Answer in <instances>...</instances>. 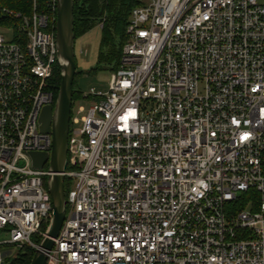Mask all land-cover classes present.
Returning <instances> with one entry per match:
<instances>
[{"label": "built area", "instance_id": "2783aa9c", "mask_svg": "<svg viewBox=\"0 0 264 264\" xmlns=\"http://www.w3.org/2000/svg\"><path fill=\"white\" fill-rule=\"evenodd\" d=\"M43 2L0 7L16 21L0 26V264L52 217V173L29 157L52 148L57 0ZM125 34L107 90L71 111L74 182L46 264H264V0H142Z\"/></svg>", "mask_w": 264, "mask_h": 264}, {"label": "water", "instance_id": "95a60500", "mask_svg": "<svg viewBox=\"0 0 264 264\" xmlns=\"http://www.w3.org/2000/svg\"><path fill=\"white\" fill-rule=\"evenodd\" d=\"M73 0H57L55 39L60 69V83L55 104L45 107L39 118V131L50 135L52 148L48 153L31 152L32 166L42 169L47 165L52 173L47 178V192L51 199L52 217L38 248L34 250L29 264H46L47 253L52 250V239L65 218L64 173L67 168V140L72 106V85L76 74L73 35ZM7 256V254L5 255Z\"/></svg>", "mask_w": 264, "mask_h": 264}, {"label": "trees", "instance_id": "16d2710c", "mask_svg": "<svg viewBox=\"0 0 264 264\" xmlns=\"http://www.w3.org/2000/svg\"><path fill=\"white\" fill-rule=\"evenodd\" d=\"M40 6L44 5L43 0H38ZM73 35L76 37L85 34L94 26H101V50L98 56V65L91 70L92 73L100 71L99 65L106 64L107 69L112 72L118 69L119 59L123 45L126 42L125 28L131 10L142 5V0H73ZM0 7L6 8L13 12H21L22 14H30L31 0H0ZM16 21L12 17L0 16V26L15 24ZM105 51L103 52L102 50ZM76 72L72 85V100L79 97V92L75 87V78L78 76ZM54 98L60 83V69L55 66L53 69V77L51 80ZM68 169V168H67ZM70 181L64 180L65 197L69 191ZM46 225L41 227L45 231ZM39 244L40 237L33 239ZM34 250L23 248L17 250L14 257L5 259V264H29Z\"/></svg>", "mask_w": 264, "mask_h": 264}, {"label": "rangeland", "instance_id": "374dc122", "mask_svg": "<svg viewBox=\"0 0 264 264\" xmlns=\"http://www.w3.org/2000/svg\"><path fill=\"white\" fill-rule=\"evenodd\" d=\"M101 26L98 24L94 26L91 30L83 35H80L74 40V57L76 62V72L78 76L75 78V87L79 92V97L72 100V116L80 120L85 114L90 106L91 100L84 98L91 90L96 92H105L107 90V83L110 77V71L107 69L106 64L99 65L100 71L92 73L91 70L98 65V56L101 50ZM2 35L5 40H10L12 38V33L7 30L2 31ZM103 52L105 51L102 50ZM82 107L83 112L77 114L78 109ZM80 127V124L74 125V129ZM71 182V187L73 185V180ZM8 239V235L4 232H0V243ZM11 255L14 257L17 253L15 248H10Z\"/></svg>", "mask_w": 264, "mask_h": 264}]
</instances>
